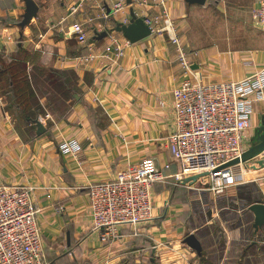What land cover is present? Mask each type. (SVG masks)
I'll return each mask as SVG.
<instances>
[{
	"label": "crops",
	"instance_id": "0c3cea01",
	"mask_svg": "<svg viewBox=\"0 0 264 264\" xmlns=\"http://www.w3.org/2000/svg\"><path fill=\"white\" fill-rule=\"evenodd\" d=\"M35 1L38 14L22 29L25 0H0V55L25 62L30 77L55 69L69 83L65 92L38 93L43 112L30 124L7 110L0 87V185L33 189L47 263L264 264V225L257 229L251 209L264 204V166L257 160L232 166L225 190L216 193L202 177L177 178L181 165L169 141L181 82L238 80L264 66L257 1ZM133 15L154 19L162 30L130 41L117 27ZM76 23L87 41L75 36ZM262 115L264 102L258 101L245 150ZM37 119L45 127L40 135ZM70 138L80 141L81 161L58 149ZM147 157L163 172L153 186L155 216L102 240L89 185ZM191 234L201 253L186 242Z\"/></svg>",
	"mask_w": 264,
	"mask_h": 264
},
{
	"label": "built area",
	"instance_id": "2783aa9c",
	"mask_svg": "<svg viewBox=\"0 0 264 264\" xmlns=\"http://www.w3.org/2000/svg\"><path fill=\"white\" fill-rule=\"evenodd\" d=\"M256 1L254 17L264 31V0ZM145 21L151 30H162L154 27V19ZM73 32L79 41H87L81 23L74 24ZM180 58L189 68L183 49ZM258 101L264 102V66L238 80L189 78L181 82L174 89V125L169 136L181 165L177 178L207 173L202 178L208 189L222 193L232 166L218 168L245 151V134L252 127ZM58 149L81 161L82 146L76 138L63 139ZM162 178L155 159L147 157L119 170L114 179L89 185L93 222L101 230L102 240L117 237L124 225L136 227L153 219V186ZM38 213L30 186L0 185V264H48Z\"/></svg>",
	"mask_w": 264,
	"mask_h": 264
},
{
	"label": "trees",
	"instance_id": "16d2710c",
	"mask_svg": "<svg viewBox=\"0 0 264 264\" xmlns=\"http://www.w3.org/2000/svg\"><path fill=\"white\" fill-rule=\"evenodd\" d=\"M27 64L22 61H9L2 54L0 55V87L3 94L8 98L7 110L18 116L20 121L31 123L43 112V107L38 100V93L52 94L59 93L60 89L65 92L69 83L63 72L49 69H38V74L32 77L27 73ZM41 75V76H40ZM34 82L35 88L31 82ZM41 83V87L38 84ZM42 84L45 85L42 88ZM59 91V92H56Z\"/></svg>",
	"mask_w": 264,
	"mask_h": 264
},
{
	"label": "water",
	"instance_id": "95a60500",
	"mask_svg": "<svg viewBox=\"0 0 264 264\" xmlns=\"http://www.w3.org/2000/svg\"><path fill=\"white\" fill-rule=\"evenodd\" d=\"M203 2L205 0H191ZM26 2V11L23 15V19L18 23L19 26L24 29L28 24L32 22V20L37 16L39 11V6L35 0H25ZM117 30L123 31L124 35L132 42H136L141 40L152 34V30L149 25L146 24L145 18H139L133 15V21L128 25L121 24L117 27ZM107 32L103 33L101 36L106 35ZM38 125V134H42L45 132V127L43 123L37 119L35 120ZM260 159H257L259 158ZM251 160H257L256 162L260 165L264 166V115H262L259 124L255 127L254 133L250 139V146L243 152L241 157L235 158L221 167L218 168H226L230 166H234L240 163H247ZM207 173L197 174L191 177H186L183 179L184 183L187 182H196L202 176H205ZM256 212V227H262L264 225V204L256 203L251 206ZM186 242L194 249H196L199 253L202 251V245L199 239L191 234L187 237Z\"/></svg>",
	"mask_w": 264,
	"mask_h": 264
}]
</instances>
